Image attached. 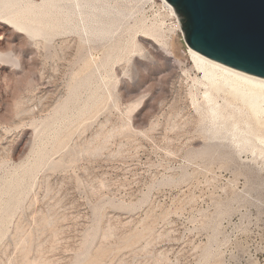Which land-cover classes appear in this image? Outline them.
Segmentation results:
<instances>
[{"label": "rangeland", "instance_id": "1", "mask_svg": "<svg viewBox=\"0 0 264 264\" xmlns=\"http://www.w3.org/2000/svg\"><path fill=\"white\" fill-rule=\"evenodd\" d=\"M0 11V264H264V144L208 118L161 0Z\"/></svg>", "mask_w": 264, "mask_h": 264}, {"label": "water", "instance_id": "2", "mask_svg": "<svg viewBox=\"0 0 264 264\" xmlns=\"http://www.w3.org/2000/svg\"><path fill=\"white\" fill-rule=\"evenodd\" d=\"M168 1L193 49L264 77V0Z\"/></svg>", "mask_w": 264, "mask_h": 264}, {"label": "bare ground", "instance_id": "3", "mask_svg": "<svg viewBox=\"0 0 264 264\" xmlns=\"http://www.w3.org/2000/svg\"><path fill=\"white\" fill-rule=\"evenodd\" d=\"M25 1H28V0H25ZM161 1L163 2L164 6L169 10L171 15L175 17L176 28L179 31H183L179 16L174 6L168 0H161ZM20 2L23 3V1H20ZM51 4L52 3H50V5ZM44 10L46 9L44 8ZM47 18H49V16ZM13 22L17 28H21L26 31L29 39H33L36 36L44 35L43 34L44 30L38 28L37 27L38 24L36 25L35 20L31 17L15 18ZM59 24L61 25V23ZM108 32L109 30H106L104 31L103 34L104 35L108 34ZM50 36L49 37L44 36V37L48 40L50 39ZM188 46H189V50H188L189 55H190L191 60L194 63V68H196L199 72L202 73V77H200L197 82H199L200 86L203 87L204 94H205V98H203V100L205 99L206 103L209 104V107H210L209 110L211 112H210V115H208V118H210L213 121L221 120V123L223 126H232L233 128L232 131L236 129L238 132V130H241V128H244L242 130L244 132V135H242L243 140L245 141L247 140L248 142H251V144H255L257 142L264 144V77L254 75L248 72H244L242 70L236 69L234 67L226 65L219 61H216L198 52L197 50L193 49L189 44ZM0 55H2L1 52H0ZM109 60H111L110 57H109ZM199 84H197V86ZM219 99L223 100L224 104H220L221 102L219 101L221 100ZM205 109H208V108H205ZM226 109H229L228 113H226ZM237 110L239 112H241L242 110H245L246 112L236 113ZM207 111H205L204 113L208 114ZM239 114L240 116H243V115H246V116L243 118V120H240L237 118Z\"/></svg>", "mask_w": 264, "mask_h": 264}]
</instances>
